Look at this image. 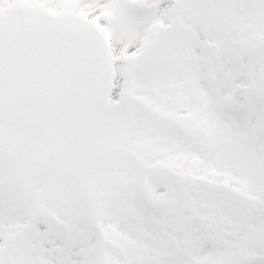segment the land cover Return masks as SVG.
Returning a JSON list of instances; mask_svg holds the SVG:
<instances>
[{
    "label": "snow or ice",
    "instance_id": "obj_1",
    "mask_svg": "<svg viewBox=\"0 0 264 264\" xmlns=\"http://www.w3.org/2000/svg\"><path fill=\"white\" fill-rule=\"evenodd\" d=\"M0 264H264V0H0Z\"/></svg>",
    "mask_w": 264,
    "mask_h": 264
}]
</instances>
